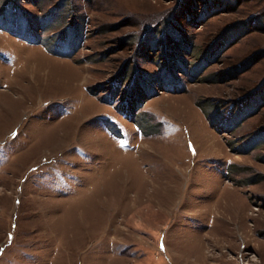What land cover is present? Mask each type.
Listing matches in <instances>:
<instances>
[{
	"label": "rangeland",
	"instance_id": "rangeland-1",
	"mask_svg": "<svg viewBox=\"0 0 264 264\" xmlns=\"http://www.w3.org/2000/svg\"><path fill=\"white\" fill-rule=\"evenodd\" d=\"M209 1L0 0V264H264V0ZM212 43L187 93L234 160L142 82Z\"/></svg>",
	"mask_w": 264,
	"mask_h": 264
},
{
	"label": "crops",
	"instance_id": "crops-1",
	"mask_svg": "<svg viewBox=\"0 0 264 264\" xmlns=\"http://www.w3.org/2000/svg\"><path fill=\"white\" fill-rule=\"evenodd\" d=\"M230 37L233 40L235 38V35H232ZM181 48H185V47L182 46ZM186 52L187 51L184 50V51H180L178 54H175V58L177 60L176 64H178V73L181 76H176L175 70L167 69L166 66H164L158 72H156V74H152V73L146 74L144 76V78L146 79L143 78L144 80L143 83L144 85L149 86L152 84L154 85V82H158V83L162 82L164 83L163 85L166 87L165 91H170L168 93L169 95H166L167 97L169 98L176 97V100L178 101H182L183 97H185L188 103L191 102V104L195 108H197L198 111L200 112L198 113V117H199L198 124H196L195 130L193 132V138L197 146L200 145L215 157L226 158L230 156L234 160L235 151L233 152L232 150H234L235 144L230 142V140H228L227 138H224V136L222 135L223 133L220 134L215 129V127L210 124V120L208 119V116L212 114L211 111H209V109L204 106L202 107V105H200L198 100L194 101L191 94L190 97H188V93H187L188 90L190 91V89H192L190 88V85L193 86L195 83L209 84V83L218 82L221 79L220 74H218L217 72L203 75V71H205L204 70L205 68L203 67L207 65V62H209L208 60H212V61L215 59L217 60L218 59L217 56H219V52L214 50L212 54H206V56L203 54H199L200 56L199 63L193 64L192 66L187 65V63L184 61ZM189 53L190 54L192 53L191 49ZM141 95L142 92L138 94L139 107H142L146 101L150 100L155 96L152 93H148V94L146 93L145 95H143L144 97L141 98ZM109 99L111 100V98ZM206 102L207 105L208 101ZM209 105H211V103ZM205 109H207V111ZM115 111L117 112L118 110L115 108ZM196 111L195 113H197ZM169 114L178 117L174 111L169 112ZM187 123L188 125H190V122ZM222 132H226V131H222ZM249 153L250 152L248 150L242 151L240 153L238 152V154L242 156H246ZM260 158L262 159V157Z\"/></svg>",
	"mask_w": 264,
	"mask_h": 264
},
{
	"label": "trees",
	"instance_id": "trees-1",
	"mask_svg": "<svg viewBox=\"0 0 264 264\" xmlns=\"http://www.w3.org/2000/svg\"><path fill=\"white\" fill-rule=\"evenodd\" d=\"M198 1V0H197ZM203 1V11L205 12L208 8H211V10H213V6H215L217 3L215 2V3H210V1L209 0H202ZM223 4H225L224 2H223ZM223 7H224V5H223ZM206 13H209V12H206ZM206 15H208V14H206ZM200 17L203 19V17H204V14L202 13V14H200ZM231 26H227V27H225V29L222 31V34L217 38V39H223L224 37H226V35L229 33V30H231ZM160 33H163V31H161ZM160 36H163V34H159ZM170 36H171V34H169ZM173 35V39H171V41H172V43H175L177 40H175V37L177 38V37H179V35L177 36V33L175 32V34L173 33L172 34ZM235 38H236V36H235ZM235 38H234V40H235ZM216 39V40H217ZM215 40V41H216ZM234 40H232V41H234ZM214 41V42H215ZM231 43V42H230ZM158 45H164V43L162 42V41H160V44L159 43H157ZM212 45L214 46V44L212 43V44H210L208 47H207V49H206V51H203V53H201V54H203V55H205L206 56V54H210V49H212ZM223 46H226V45H223ZM170 47V46H169ZM225 48V47H224ZM202 55V56H203ZM245 68H247V66L246 67H244V69ZM240 70H242V68L240 69ZM223 73H224V71H223ZM218 74H220V73H218ZM145 79V78H144ZM144 80H142V82H143ZM221 81V80H220ZM164 83H160V86L161 87H165L164 85H163ZM168 88V87H167ZM136 96V95H135ZM102 99H105L104 97H102ZM109 99V98H108ZM105 99L107 102H111L112 101V98H111V100L109 99ZM129 100H131V99H129L128 97H126V99H125V102H129ZM132 100H133V98H132ZM115 108L118 110V111H120L122 114H124V115H126V111L124 110V104L122 103V104H120V105H116L115 106Z\"/></svg>",
	"mask_w": 264,
	"mask_h": 264
},
{
	"label": "built area",
	"instance_id": "built-area-1",
	"mask_svg": "<svg viewBox=\"0 0 264 264\" xmlns=\"http://www.w3.org/2000/svg\"><path fill=\"white\" fill-rule=\"evenodd\" d=\"M159 92H160V91H159ZM225 182H229V179L226 178V179H225Z\"/></svg>",
	"mask_w": 264,
	"mask_h": 264
}]
</instances>
